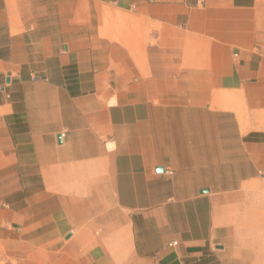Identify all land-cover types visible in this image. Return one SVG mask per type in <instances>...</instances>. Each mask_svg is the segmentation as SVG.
Returning a JSON list of instances; mask_svg holds the SVG:
<instances>
[{
	"label": "crops",
	"instance_id": "obj_1",
	"mask_svg": "<svg viewBox=\"0 0 264 264\" xmlns=\"http://www.w3.org/2000/svg\"><path fill=\"white\" fill-rule=\"evenodd\" d=\"M258 197L264 0H0V264H228Z\"/></svg>",
	"mask_w": 264,
	"mask_h": 264
},
{
	"label": "rangeland",
	"instance_id": "obj_2",
	"mask_svg": "<svg viewBox=\"0 0 264 264\" xmlns=\"http://www.w3.org/2000/svg\"><path fill=\"white\" fill-rule=\"evenodd\" d=\"M256 208L262 211L255 220L258 227L247 236L240 257H230L228 264H264V197L257 198Z\"/></svg>",
	"mask_w": 264,
	"mask_h": 264
},
{
	"label": "water",
	"instance_id": "obj_3",
	"mask_svg": "<svg viewBox=\"0 0 264 264\" xmlns=\"http://www.w3.org/2000/svg\"><path fill=\"white\" fill-rule=\"evenodd\" d=\"M59 141L61 142V137H59ZM157 171H158L159 173H161V172H163V171H164V168H162V167H160V168H157ZM203 192H204V193H207V192H208V190H204Z\"/></svg>",
	"mask_w": 264,
	"mask_h": 264
}]
</instances>
